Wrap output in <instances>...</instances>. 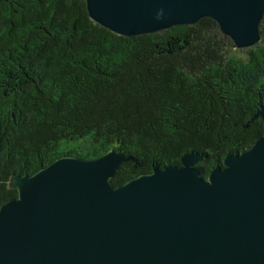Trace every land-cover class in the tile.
Listing matches in <instances>:
<instances>
[{"label": "trees", "instance_id": "obj_1", "mask_svg": "<svg viewBox=\"0 0 264 264\" xmlns=\"http://www.w3.org/2000/svg\"><path fill=\"white\" fill-rule=\"evenodd\" d=\"M258 28L239 56L208 17L123 36L92 20L85 0H0V206L17 196L10 175L63 155L134 157L112 187L189 152L206 178L263 133L264 14Z\"/></svg>", "mask_w": 264, "mask_h": 264}, {"label": "water", "instance_id": "obj_2", "mask_svg": "<svg viewBox=\"0 0 264 264\" xmlns=\"http://www.w3.org/2000/svg\"><path fill=\"white\" fill-rule=\"evenodd\" d=\"M92 20L123 36L208 17L236 48L256 45L264 0H85ZM263 133L202 178L181 164L112 187L131 155L108 150L58 157L31 175L12 174L17 196L0 206V264H264Z\"/></svg>", "mask_w": 264, "mask_h": 264}, {"label": "rangeland", "instance_id": "obj_3", "mask_svg": "<svg viewBox=\"0 0 264 264\" xmlns=\"http://www.w3.org/2000/svg\"><path fill=\"white\" fill-rule=\"evenodd\" d=\"M244 49H240V48H236V47L232 48L231 47L230 51L232 53L236 54V55L245 56V53L243 52ZM62 144H63L62 146H63L64 149H68L69 147H73L76 144V142L70 141V142H68V144H65V143H62Z\"/></svg>", "mask_w": 264, "mask_h": 264}]
</instances>
